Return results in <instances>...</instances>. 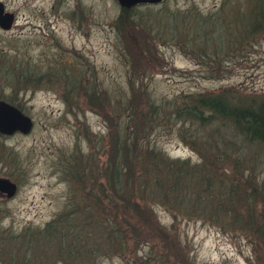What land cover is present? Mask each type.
<instances>
[{"label":"rangeland","instance_id":"obj_1","mask_svg":"<svg viewBox=\"0 0 264 264\" xmlns=\"http://www.w3.org/2000/svg\"><path fill=\"white\" fill-rule=\"evenodd\" d=\"M249 1L0 0L14 17L0 28V100L32 121L26 134H0V177L16 183L0 196V264H264L250 228L218 211L237 180V197L255 193L264 217V148L174 115L196 94L264 100V26L251 32L239 21L242 46L220 66L197 44L201 18L224 15L225 27L247 18ZM115 144L130 152L127 175ZM226 145L238 152L219 161L213 209L197 177L165 179L164 158L198 165L199 147L224 158Z\"/></svg>","mask_w":264,"mask_h":264},{"label":"trees","instance_id":"obj_2","mask_svg":"<svg viewBox=\"0 0 264 264\" xmlns=\"http://www.w3.org/2000/svg\"><path fill=\"white\" fill-rule=\"evenodd\" d=\"M249 3V6L252 9L250 11V14L247 15V18H245L244 14L242 17L236 15L235 19L233 20V17V21L231 20V22H229L225 27L224 20L226 19L223 17L224 15H218L217 17L215 15H212L210 19L207 17V20L205 18L200 19V22L198 24L199 31H197V35H199L197 44L199 48L202 49L203 52L211 58V65L213 63L216 66H220L221 63L225 62L222 54H225L228 51H232L234 45L242 46V44L237 41L238 35L242 32V30H240V27L243 28L242 24L239 21H242V19H244L245 22L243 23L245 24L248 20L249 26H246V28L249 27V31L251 32L255 31L258 28L259 24L261 26H264V0H251V2L249 1ZM125 10L127 12L128 9L122 8V12H124ZM251 18L253 19L251 20ZM235 22H237V26L239 28L238 30L236 28H234L233 30L227 29V27H229L231 24H234ZM224 29L227 31H231V36L227 37L225 35ZM78 85L80 86V84ZM83 85L86 86V84L84 83ZM174 115L178 119H183L186 121H190L191 123H195L196 125H198V127L204 128L211 133H213V123H218V126L220 127L217 131V133L219 132V137L225 138L226 132L228 131L229 135L232 138H234L233 136H236V139H239V141H241L244 146L256 145L258 148H264V100H252L249 103L245 104H242L241 102L235 104L232 103L231 99H229L223 93L217 92L199 95L196 94V96L188 97V100L184 103V105L176 107ZM127 121L131 120L127 118ZM213 134H215V132ZM212 141H214V138L207 141L208 149L210 150V152H213ZM190 145L194 146L193 143H190ZM119 148L120 147H117V145L115 144L114 157L116 158V155L118 156V152L119 154H122L121 161L123 163H126L124 174L127 175L131 170L129 164L130 155L128 156L130 152L124 150L125 146H122L120 149ZM224 148L225 149L222 150L223 153H220L223 154L224 158H220V155L216 156L215 153L214 156H209L206 151L199 147L198 150L196 149L201 161V163L198 165H190L187 160L176 161L164 158V160L168 161L166 163L167 168L173 170L176 167V170L177 168L178 170L182 169V172L185 173V175L180 174V172L168 173V169L165 168V179L167 181L171 179V183L177 185L179 181L181 182L182 180H188L189 183L192 181L193 183V178L197 177V182L199 186H201L200 188L206 190L203 195H208L210 197L207 200L206 205H210L211 209H213V198H217L215 197L216 193H210V191L214 189L216 183L214 174H216L217 172L221 173V171H223V168L219 164V161L229 158V151H233L232 153L234 154H229L231 155V158L235 159V157L237 156L236 152H238L234 150V147L232 145H226L224 146ZM232 163L233 165H235V161H233ZM115 166L116 167L114 168V171L116 172L113 173L111 179L114 186L116 187V190L118 191V186L120 184L119 182L121 180V172L118 169L117 162L115 163ZM189 170L191 171V175H188ZM232 171L234 172L233 169ZM245 179L250 181L248 175H245ZM233 180H235V178ZM154 181L155 182L152 187L158 193H161V196H159V198L163 199V196L165 194V180H161L156 177ZM237 183L238 181L235 180L232 188L230 189V191L234 189L232 190L233 192H230L231 198L226 195V197L222 199L221 205H218V211L220 214H222V216H228V218L230 219L237 217L238 219L242 220L243 225L250 228L247 231H250L251 235L256 237L257 242L261 241L263 243L262 247L264 249V217L261 214H255L256 206H254V203L252 205V200L255 193L247 192L243 195L244 199L242 201V197H240L241 195L238 196L240 197L239 199L237 197L238 192H235ZM201 200L202 199H200V201ZM160 202H166L167 204H170L167 199H163ZM243 213H245V218H242L241 216V214ZM49 226L50 225H48V227ZM256 247L257 246H255L254 250L256 253H258L257 257L260 258L261 255L263 256V249L262 247ZM257 260L260 261V259Z\"/></svg>","mask_w":264,"mask_h":264},{"label":"water","instance_id":"obj_3","mask_svg":"<svg viewBox=\"0 0 264 264\" xmlns=\"http://www.w3.org/2000/svg\"><path fill=\"white\" fill-rule=\"evenodd\" d=\"M164 0H119L125 7H132L139 4H156ZM14 17L13 14L4 12L3 5L0 3V28L7 30L11 27ZM31 119L22 113L17 107L0 100V134L12 135L15 132L23 134L31 130ZM16 191V185L7 178L0 177V192L5 196L11 197Z\"/></svg>","mask_w":264,"mask_h":264},{"label":"flooded vegetation","instance_id":"obj_4","mask_svg":"<svg viewBox=\"0 0 264 264\" xmlns=\"http://www.w3.org/2000/svg\"><path fill=\"white\" fill-rule=\"evenodd\" d=\"M14 183H15V182H14ZM15 185H16V183H15ZM0 196H1V197H2V196H5V194L0 192Z\"/></svg>","mask_w":264,"mask_h":264}]
</instances>
